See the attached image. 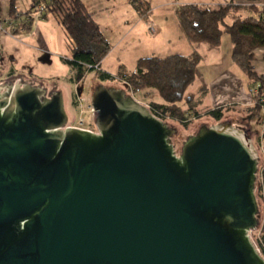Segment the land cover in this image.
<instances>
[{"label":"water","instance_id":"1","mask_svg":"<svg viewBox=\"0 0 264 264\" xmlns=\"http://www.w3.org/2000/svg\"><path fill=\"white\" fill-rule=\"evenodd\" d=\"M91 103L97 134L61 92L0 87V264H264L250 131L201 123L176 153V124L124 90Z\"/></svg>","mask_w":264,"mask_h":264},{"label":"rangeland","instance_id":"2","mask_svg":"<svg viewBox=\"0 0 264 264\" xmlns=\"http://www.w3.org/2000/svg\"><path fill=\"white\" fill-rule=\"evenodd\" d=\"M30 1L19 0L16 3L17 11L23 14L27 13L32 8H30ZM145 1H148L153 7L155 6L154 4L159 2L172 0ZM178 1L180 3L188 1L202 2L203 4L211 6L230 3V0ZM233 2L241 6L252 4L250 0H234ZM9 12V0H0V21L2 19H9ZM243 15L248 14L243 13ZM33 17L35 19L29 33L24 31L20 34L14 33L13 28L8 26L11 22H0V87H3L4 83H7V85L30 84L35 87L41 84V88L46 89L48 93H51L52 90L61 92L65 111L69 119L68 126L70 127H81L79 124L80 106L78 99L82 98L91 103L92 95L98 86L121 89L127 94L122 80L115 77L118 75L120 69L107 73L113 79L102 80L99 72L96 70L88 71L80 79L77 76L76 70L69 64V61L72 60L74 44L59 25L57 17L51 14L46 19L40 18V15L35 16V14ZM120 28L122 26L108 29L103 24V30L111 40V44H116L114 38L117 33H120ZM132 49L134 51L137 50L134 46ZM215 49L217 50L210 52L206 48L196 49V53L201 56V61L196 68L193 84L186 90V97H193L199 109L191 113L186 123L172 120L170 116H166L163 122L168 126H175L176 124L177 128H179L177 132L182 133L179 134V139L176 143L174 137L172 138V144L177 153L184 135L193 132V129L198 128L201 123L216 126L217 123H221L223 120L233 121L231 123L232 127L235 126L236 128L251 132L252 144L260 156L259 172L264 168V115L263 110L253 109V106L257 102L254 101L252 103V97L257 91L252 94V89L255 90L252 82L234 62L230 37L227 35L224 36L221 45ZM124 50L127 51V46ZM120 55L123 54L117 50L112 58H110V61L114 62ZM124 59L129 66V71L134 72L136 68L132 63V55H126ZM106 69L107 67L104 66L101 71L106 73ZM224 84L229 85L230 88L228 91L221 88ZM137 98L143 103H163V100L153 91H150V95L147 98L143 94H139ZM181 109L183 112L189 111L184 102L181 104ZM213 111H218L219 115L211 114L210 112ZM84 118L89 121L88 115H85ZM234 120L239 122L243 120V122L239 123ZM259 212L261 214L263 213L261 208ZM261 231L262 227L260 226L249 234L257 250L258 246L256 241L262 234Z\"/></svg>","mask_w":264,"mask_h":264},{"label":"trees","instance_id":"3","mask_svg":"<svg viewBox=\"0 0 264 264\" xmlns=\"http://www.w3.org/2000/svg\"><path fill=\"white\" fill-rule=\"evenodd\" d=\"M18 1L9 0L10 18L0 22H11L8 26L13 28L14 33H29L36 9L43 7L40 18L46 19L50 14L56 16L59 25L74 44L69 64L76 70L77 76L81 79L88 71L96 70L102 80L113 79L100 69L101 62L112 47L87 11L83 0H32V8L24 14L16 9ZM250 1V5L241 6L230 2L215 8L184 5L178 9L177 16L186 39L193 45L205 44L217 48L224 36L230 37L232 58L257 91L252 97V102H257L253 108L263 110L264 115V77L259 76L254 68L255 51L264 49V0ZM135 4L143 15L144 5L140 2ZM243 13H247V17L243 18ZM200 61L198 53L189 56L173 55L164 59H141L134 72L121 67L117 78L131 85L135 92L143 94L145 98L149 97L150 91L155 92L163 103L152 102L151 106L162 121L170 116L172 120L186 123L190 115L182 111L181 104L193 103L190 97H186V90L195 80ZM210 113L219 115L218 111ZM257 175L255 195L259 210L261 208L263 213L259 212L262 234L256 242L259 252L264 255V168Z\"/></svg>","mask_w":264,"mask_h":264},{"label":"crops","instance_id":"4","mask_svg":"<svg viewBox=\"0 0 264 264\" xmlns=\"http://www.w3.org/2000/svg\"><path fill=\"white\" fill-rule=\"evenodd\" d=\"M136 1L140 3L144 1L143 3L145 5L142 3L145 11L143 15H141L136 8V5L134 4ZM233 1L234 0H230V2ZM30 2L31 8L33 2L32 0ZM83 3L110 44L112 42L104 32L103 24H105L108 29L122 26V28H120V33H117L114 38L116 44H111L112 48L110 53L100 64V69H103L104 66L107 67L106 74L108 72L111 73L116 69H121V67H125V69L129 71V66L124 59L128 54L132 55V63L136 68L138 61L141 59H164L173 55L189 56L196 53L197 48H206L209 52L217 50L210 46L204 47L208 46L205 44H191L186 39V36L181 29L177 11L184 5H198L207 8H215L219 5L226 4L211 6L195 1L180 3L178 0L159 2L157 4L153 3L155 5L153 7L145 0H83ZM242 17L245 18L247 15H243ZM126 46L127 51L124 50ZM133 46L137 48L136 51L132 49ZM117 50L123 55H120L117 60L111 62L110 58H112ZM254 68L259 76L264 77V49L255 51ZM221 88L228 91L230 87L229 85L224 84ZM190 99H192L193 103L191 105L186 104L189 110L184 111L186 115H191L192 112H196L199 109V106L195 104L193 97H190ZM145 104L151 105L149 102H146Z\"/></svg>","mask_w":264,"mask_h":264},{"label":"built area","instance_id":"5","mask_svg":"<svg viewBox=\"0 0 264 264\" xmlns=\"http://www.w3.org/2000/svg\"><path fill=\"white\" fill-rule=\"evenodd\" d=\"M44 9L43 7L39 6L37 9H36V12H35V16H39L43 13ZM124 83V87H125V90L127 92V94L129 96H131L133 99H135L138 103H140L141 105L145 106L147 109H149V111L152 113V115H154L155 117H157L158 119L162 120L159 116H158V113L157 111L149 104H145L143 103L141 100H139L137 97H138V93L135 92L133 90V87L131 85H129L128 83L122 81ZM256 90H253L252 89V94L255 93ZM80 101V102H79ZM78 103H79V106H80V119H79V124L81 127H72V128H75V129H81V130H84V131H88L90 133H94V134H97L98 131H97V128L95 126V123H94V115L96 113V110L95 108L92 106V103H89L87 102L85 99H82V98H79L78 99ZM85 106V107H84ZM85 115H88L89 116V121H87L84 116ZM260 253V252H259ZM261 254V253H260ZM261 256L264 258V256L261 254Z\"/></svg>","mask_w":264,"mask_h":264},{"label":"flooded vegetation","instance_id":"6","mask_svg":"<svg viewBox=\"0 0 264 264\" xmlns=\"http://www.w3.org/2000/svg\"><path fill=\"white\" fill-rule=\"evenodd\" d=\"M7 85V83H4L3 86Z\"/></svg>","mask_w":264,"mask_h":264}]
</instances>
